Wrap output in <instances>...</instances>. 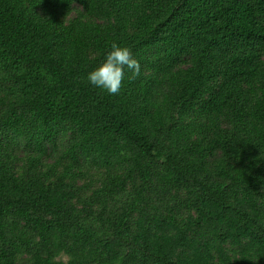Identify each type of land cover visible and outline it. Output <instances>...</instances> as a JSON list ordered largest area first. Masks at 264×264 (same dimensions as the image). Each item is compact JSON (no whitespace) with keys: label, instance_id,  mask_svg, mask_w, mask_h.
Instances as JSON below:
<instances>
[{"label":"trees","instance_id":"1","mask_svg":"<svg viewBox=\"0 0 264 264\" xmlns=\"http://www.w3.org/2000/svg\"><path fill=\"white\" fill-rule=\"evenodd\" d=\"M0 264H264V0H0Z\"/></svg>","mask_w":264,"mask_h":264},{"label":"clouds","instance_id":"2","mask_svg":"<svg viewBox=\"0 0 264 264\" xmlns=\"http://www.w3.org/2000/svg\"><path fill=\"white\" fill-rule=\"evenodd\" d=\"M112 50L107 54L104 62L87 75V80L96 87L105 89L111 95L120 93L124 79L125 68L132 73L131 79L140 75L141 66L127 47L112 44Z\"/></svg>","mask_w":264,"mask_h":264},{"label":"rangeland","instance_id":"3","mask_svg":"<svg viewBox=\"0 0 264 264\" xmlns=\"http://www.w3.org/2000/svg\"><path fill=\"white\" fill-rule=\"evenodd\" d=\"M49 161H53V159H50ZM85 182V181H82V183ZM85 185H88L90 187V189L94 186L92 184V182H89V181H86ZM64 259H67V257L65 256Z\"/></svg>","mask_w":264,"mask_h":264}]
</instances>
